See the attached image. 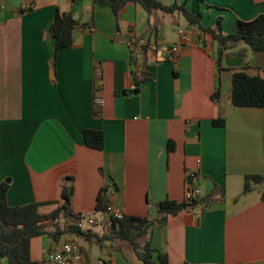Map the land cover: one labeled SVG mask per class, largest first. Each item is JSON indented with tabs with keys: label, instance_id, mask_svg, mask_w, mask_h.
Instances as JSON below:
<instances>
[{
	"label": "crops",
	"instance_id": "obj_1",
	"mask_svg": "<svg viewBox=\"0 0 264 264\" xmlns=\"http://www.w3.org/2000/svg\"><path fill=\"white\" fill-rule=\"evenodd\" d=\"M159 1L185 3L205 28L219 20L224 35L237 20L264 14V0ZM70 11L78 15L74 42L53 60L49 26L56 12ZM134 35L148 52L131 65ZM174 44L175 64L165 57ZM243 46L217 60L216 43L181 13H148L133 2L115 16L91 0H0V185L7 204H38L46 216L71 187L76 230L102 236L110 229L109 216L96 212L104 191L106 206L152 223L141 245L165 254L168 264H264V184L242 194L244 176L264 173V108L230 103L233 69L263 75L264 52L247 60ZM219 119L223 126L212 125ZM87 129L101 132V150L85 146ZM188 172L210 205L160 222V202L184 203ZM42 225L46 234L30 241L31 264H50L44 253L65 240L81 256L70 264H141L127 242L89 241L49 220Z\"/></svg>",
	"mask_w": 264,
	"mask_h": 264
},
{
	"label": "trees",
	"instance_id": "obj_2",
	"mask_svg": "<svg viewBox=\"0 0 264 264\" xmlns=\"http://www.w3.org/2000/svg\"><path fill=\"white\" fill-rule=\"evenodd\" d=\"M75 2V0H71ZM201 1V0H199ZM92 5L109 7L116 16L118 12L129 2L139 4L146 12L160 10L164 13L179 12L183 15L186 22L199 29L202 35H208L216 43L217 60L223 56L224 52L230 49L238 42L244 43L253 52H264V14H261L251 21L237 20L235 30L232 34L224 35L220 31V21H217V27L209 28L200 25V15L191 14L185 8V3L180 5H163L159 0H91ZM77 20L73 19V12H56L51 25L49 26V36L54 41V51L52 59L55 60L59 50L68 47L74 42V30L77 28ZM142 55L145 57L148 52V44L144 43ZM129 62L134 65L136 59L130 55ZM246 68L233 69L231 76V95L230 103L233 107H255L264 108V74L251 75L247 73ZM215 96V95H214ZM212 99H215V97ZM224 120L212 121L214 126H223ZM83 141L85 146L101 150L102 134L94 130H84ZM263 151H264V128H263ZM263 183L264 173L262 175L244 176L242 194L251 190V184ZM71 187H63L62 198L64 203L61 208L56 209L49 215H40L37 211L38 204H28L19 207H10L6 202V186L0 185V260L4 259L7 264H31L29 257V245L32 238L46 234L42 225L43 221L61 216H73L69 211ZM104 191L97 196L96 212L105 213L106 200L103 197ZM202 203H210L204 201ZM186 204H177L171 200H164L157 205L162 217L160 222L165 220L166 215H175L185 209ZM109 231L102 236L93 233L91 230H76V227H63L60 224L53 225L58 230L72 232L76 236L85 240L105 241L117 239L127 242L134 251L141 264H168L167 256L150 248L148 243L139 245L137 239L149 233L152 223L146 218L125 216L121 219L108 217ZM188 264V263H184Z\"/></svg>",
	"mask_w": 264,
	"mask_h": 264
},
{
	"label": "built area",
	"instance_id": "obj_3",
	"mask_svg": "<svg viewBox=\"0 0 264 264\" xmlns=\"http://www.w3.org/2000/svg\"><path fill=\"white\" fill-rule=\"evenodd\" d=\"M144 42L140 40V38L131 36L129 38V45L132 47L131 55L139 56L142 55V47ZM178 56V46L171 45L165 49V57L166 60L175 64ZM100 76V72L98 73V77ZM99 90V87L97 88ZM94 104L97 107H101L103 104V99L99 95H95L93 98ZM197 175L194 172H188L185 176V194H184V203L186 204L185 209L191 210L195 204H200V191L196 187ZM201 205V204H200ZM209 203H202L201 207L209 206ZM105 213L112 218L121 219L123 214L114 209L111 206H107L105 209ZM87 223L94 224L95 221L93 219H87ZM52 225L60 224L63 227L69 228L71 226L79 227V220H77L73 216H61L52 220ZM81 259L78 248L76 245L69 241L65 240L61 247L57 250L47 251L44 253V260L50 264H70L71 262L77 263Z\"/></svg>",
	"mask_w": 264,
	"mask_h": 264
},
{
	"label": "rangeland",
	"instance_id": "obj_4",
	"mask_svg": "<svg viewBox=\"0 0 264 264\" xmlns=\"http://www.w3.org/2000/svg\"><path fill=\"white\" fill-rule=\"evenodd\" d=\"M238 43H240V45H244V44L241 43V42H238ZM243 47H245V46H243ZM245 49H246L247 51H249V52H248L247 54H245L244 57H245L247 60H249V59L254 60V55H255V53L252 52L251 50H249L247 47H245ZM137 242H138L139 245H141L142 237L138 238V239H137Z\"/></svg>",
	"mask_w": 264,
	"mask_h": 264
},
{
	"label": "water",
	"instance_id": "obj_5",
	"mask_svg": "<svg viewBox=\"0 0 264 264\" xmlns=\"http://www.w3.org/2000/svg\"><path fill=\"white\" fill-rule=\"evenodd\" d=\"M77 18H78V15H74V16H73V19H77Z\"/></svg>",
	"mask_w": 264,
	"mask_h": 264
}]
</instances>
